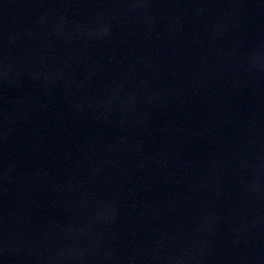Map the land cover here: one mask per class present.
Listing matches in <instances>:
<instances>
[{"label": "water", "instance_id": "water-1", "mask_svg": "<svg viewBox=\"0 0 264 264\" xmlns=\"http://www.w3.org/2000/svg\"><path fill=\"white\" fill-rule=\"evenodd\" d=\"M0 264H264V0H0Z\"/></svg>", "mask_w": 264, "mask_h": 264}]
</instances>
